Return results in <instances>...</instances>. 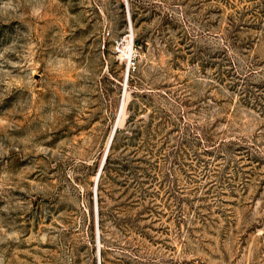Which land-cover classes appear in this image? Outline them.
Instances as JSON below:
<instances>
[{
	"label": "rangeland",
	"instance_id": "1",
	"mask_svg": "<svg viewBox=\"0 0 264 264\" xmlns=\"http://www.w3.org/2000/svg\"><path fill=\"white\" fill-rule=\"evenodd\" d=\"M128 10L0 0V264H264V0Z\"/></svg>",
	"mask_w": 264,
	"mask_h": 264
},
{
	"label": "water",
	"instance_id": "2",
	"mask_svg": "<svg viewBox=\"0 0 264 264\" xmlns=\"http://www.w3.org/2000/svg\"><path fill=\"white\" fill-rule=\"evenodd\" d=\"M129 17H130V16H129ZM129 20H130V18H129ZM116 130H117V126H115V128H114V130H113V133H112V136H111V140H110V144H109L108 149H110V147H111V144H112V141H113V139H114V136H115ZM106 158H107V155H106V157H105L104 163H105V161H106ZM104 163H103V165H102V167H101V169H100V171H99V175H98V177H100V175H101V172H102V170H103ZM97 182H98V181H97ZM96 187H97V185H96ZM96 215H97V228H98V205H97V201H96ZM98 236H99V234H98Z\"/></svg>",
	"mask_w": 264,
	"mask_h": 264
},
{
	"label": "trees",
	"instance_id": "3",
	"mask_svg": "<svg viewBox=\"0 0 264 264\" xmlns=\"http://www.w3.org/2000/svg\"><path fill=\"white\" fill-rule=\"evenodd\" d=\"M241 91V94H244V93H248V91H245V89H241L240 90ZM133 105H134V101H131L130 103H129V110H132V107H133ZM135 113V112H134ZM132 117V116H131ZM117 133H118V130L116 131V133H115V136H114V139H113V142L115 141V139H116V135H117ZM112 146V145H111ZM109 160H110V155H108L107 156V158H106V163H105V165H104V167H103V170H105V168L107 167V165L109 164Z\"/></svg>",
	"mask_w": 264,
	"mask_h": 264
},
{
	"label": "built area",
	"instance_id": "4",
	"mask_svg": "<svg viewBox=\"0 0 264 264\" xmlns=\"http://www.w3.org/2000/svg\"><path fill=\"white\" fill-rule=\"evenodd\" d=\"M123 2H124V4H125V6H126L127 11H129V10H128V0H123ZM97 242H98L97 247H98V250L100 251V244H99V241H97Z\"/></svg>",
	"mask_w": 264,
	"mask_h": 264
},
{
	"label": "bare ground",
	"instance_id": "5",
	"mask_svg": "<svg viewBox=\"0 0 264 264\" xmlns=\"http://www.w3.org/2000/svg\"><path fill=\"white\" fill-rule=\"evenodd\" d=\"M131 30H132V29H131ZM123 44H124V43H123ZM126 46H129V45H128V43H126V44H125V45H123L122 47H124V48H125V51L129 52V50H127V47H126ZM133 48H134V47H132V52H133ZM130 58H131V57H130Z\"/></svg>",
	"mask_w": 264,
	"mask_h": 264
}]
</instances>
